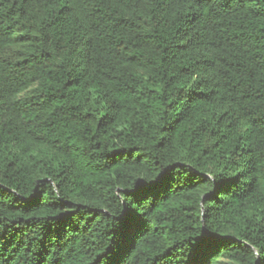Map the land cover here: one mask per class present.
Returning a JSON list of instances; mask_svg holds the SVG:
<instances>
[{
	"label": "trees",
	"instance_id": "16d2710c",
	"mask_svg": "<svg viewBox=\"0 0 264 264\" xmlns=\"http://www.w3.org/2000/svg\"><path fill=\"white\" fill-rule=\"evenodd\" d=\"M264 0H0V264H260Z\"/></svg>",
	"mask_w": 264,
	"mask_h": 264
},
{
	"label": "snow or ice",
	"instance_id": "6c2138e0",
	"mask_svg": "<svg viewBox=\"0 0 264 264\" xmlns=\"http://www.w3.org/2000/svg\"><path fill=\"white\" fill-rule=\"evenodd\" d=\"M260 264H264V260H261V261H260Z\"/></svg>",
	"mask_w": 264,
	"mask_h": 264
}]
</instances>
